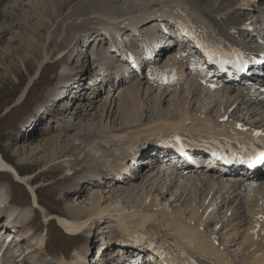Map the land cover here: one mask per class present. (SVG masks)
<instances>
[{"label": "bare ground", "instance_id": "obj_1", "mask_svg": "<svg viewBox=\"0 0 264 264\" xmlns=\"http://www.w3.org/2000/svg\"><path fill=\"white\" fill-rule=\"evenodd\" d=\"M15 1L17 2L16 3L17 6L23 5V8L24 6H29L31 9V7L34 6V3L31 1L32 2L31 4L30 0H26V1L15 0ZM59 1L60 4L58 3ZM123 1L113 0L114 2L113 6L117 7L120 4L122 5ZM258 1H259L258 5L260 7H257V5L255 4L253 5L248 4V2L247 4L246 3L241 4L240 0H134L135 3L133 4L135 5L132 9H129V7L126 6L124 11L120 10V12L123 13L127 12V13H124L123 15L120 16L118 15V13H112L111 21L110 18L109 20L108 18L105 19L108 20L107 22H109V24L102 23L100 24V27L102 28L107 27L108 28L107 33L111 34V32L112 33L115 32L114 29L112 30L113 27H121V26L130 27L135 25L136 27H140V29L137 30V32L141 33L146 30L145 26L149 24L148 22L151 20L152 17V15L150 16L149 14H147L148 10L150 11L149 12L150 14H155L158 8L161 7V9L163 8L162 11L169 10L166 11V13H169L175 11L176 10L175 7L179 6L182 7L181 9H184V11L188 15L193 16L191 18H193L192 20L195 23L203 21L204 24H209V28H214L222 36L240 37L243 32L242 27L245 24H248L250 20H252L250 14L251 15L253 14L252 16L253 18L254 17L258 18V22L257 23L254 22V23L256 24L260 23L261 28L262 27L264 28V19H261V17L257 15L259 13L264 14V0H258ZM6 2H8V0H0V19L2 18L6 19L9 17L12 18V16H16L18 12L16 9H14L13 6L11 8L9 7L6 10V12L3 13V8H1V5ZM58 2L56 0H47L45 2V6L43 7V10L40 8L42 7V5L38 4L37 26L36 29H33V33H32L34 38H47L48 35L51 33L52 29L55 28L54 25L56 24V22L59 21L62 12L66 10V4H64L63 0H58ZM172 3H174L173 5H175V7L172 6L171 8H167ZM98 4H99L98 0H91L85 5L83 4L84 6H82L80 10H82V12H86V11L89 12L91 11L90 8H96L98 7ZM156 6H158V8H156ZM178 23L180 24L179 21ZM1 27L2 26L0 25V28ZM232 28L236 30V32L234 31L236 34L231 31ZM70 29L72 30L73 28ZM94 29L97 30V28L92 29V27L86 30H82L80 36L87 32H92ZM6 31H8L7 28L3 29L2 27L1 32H6ZM127 38H128V34L126 35V39ZM34 44L35 43H32L29 40L28 42L29 47L28 50H26L27 52H25L26 54L24 53V56L23 54L19 56V59L21 60V64L23 65L25 72H27L28 75H30L29 87L35 83V80L39 78V76L41 77L43 72L41 68L42 66L41 64H43L44 61L46 63H48L47 61H50V63H53V65H59L60 63H62V61H64L63 65H68V66L65 68L66 70L64 69V71L61 73V78L59 79L58 84L56 85L57 89L53 90L52 93L46 95L41 101H39L40 103H38V107L34 109L33 114L39 113L41 111L40 109H42L44 105L48 104L53 99L60 100L62 105L66 108V109L64 108L65 109L64 117L66 116V118H68L70 116L72 119L67 120L66 118H64L63 124L60 127V129L53 130L52 128L49 134H53L54 131H57V133L60 134L72 130H73L72 133L74 131L76 132L78 130L76 120L78 121V119H82L87 115H90L91 114L90 112H95L96 114H98L97 111L99 108L97 107V105H95V102H97L98 98H101V96L103 95H101V93H99L98 96L92 94L97 89L94 88V90L92 91L93 87L90 85V83L96 84V80H97L96 78L99 77V75L97 74L100 73V70L97 69L96 70L97 72H93L94 70L91 68L93 63L90 61L88 55H86L87 49L83 47L84 42L82 43V41L76 43L77 45L73 44L71 48H70L71 45L67 47L66 46L63 47L64 44L62 43L59 44L58 48L53 50L54 53L53 56H52L53 53H50L49 51L50 48H52V43L47 45V48H45L46 40L45 42H42L40 46L37 45L35 47L36 44L35 45ZM75 49L77 54L73 53ZM54 57L56 59L52 61L51 59ZM31 60L36 61L39 66L37 71H35L33 74L30 73V69L32 68L30 64ZM108 60L109 59H107L106 57L105 60H103V63L106 65ZM108 69L109 67H107L106 70L108 71ZM9 70L13 72L12 74H14L13 77L15 79H20V74L18 75L16 72L12 70V68H9ZM83 71L85 72L87 71V73L92 72L97 74H94V77L89 74L87 77H85ZM190 85H192L193 88L187 89L188 93L185 96L186 105L195 96L200 95L198 92L195 91L196 90L195 88H197L196 81L191 79ZM98 87L99 86H97V88ZM120 88L122 89L121 92L123 98L132 109L131 111H133L132 112L133 114L131 115L127 114V120H128L127 123H125L126 122L125 121L122 126L115 125L116 127L106 131L107 132L106 134H109L110 132L111 133L110 135H103V137H101L100 140L98 139L95 140L94 138L90 143L91 146L94 145V142L99 141L95 143L96 146H93L90 149V153L94 156L100 155V157H102L103 160L105 159L108 160L110 159V157L109 155H106L104 158V155L100 154L101 150H106L107 153L110 155H113L114 153L117 154L121 153L128 155V153H130V148L137 145L138 142L147 141V139L148 138L150 139L151 136L156 135L157 137V135L162 134L164 130H173V131H208L209 130L218 133L215 127L224 125L219 128V130L223 131L226 128H230L233 124L243 125V128L247 127L246 129H248L251 132H253L254 130H262V129H257L255 125L254 127L253 125L252 126L246 125L245 122H243V120H241L238 117H236L234 120L232 119V114H236V113L246 114L251 112L252 110L253 113L256 112L254 109L255 107L252 108L253 106L249 105L250 98L248 99L247 96H245L244 93H242L243 87L239 88L238 90L232 88L225 90L224 95L220 98V100L218 102H215L216 104L215 107L217 106L215 113H213V110L210 109V106L204 105L199 107L198 111L194 115L191 114L188 108L186 107L187 109L182 108L184 110L181 109L182 112L180 111L181 112L180 115L176 117L175 116L149 117L148 115L147 117H145L144 115L146 114H144L142 115L145 117L144 119L139 118L140 117L139 113L140 110L142 109L143 111H145V106L148 105L147 101L152 95V88L150 86L143 85V83L139 81H134V82L132 81L127 83L120 82L119 86L116 87V89L113 88L112 91L110 92V94L112 93L111 96H113V92H115ZM177 91L178 90L176 89L175 92L177 93ZM204 91H206V89H204ZM155 92H157V97L160 95V93H165V91H155ZM66 93L68 94L67 96L64 95ZM74 94L78 96H84L83 98L79 97L80 99H76L77 100L76 108L70 106L71 102L69 100V98ZM86 96L88 98H86ZM111 96L107 95L105 100L111 99L112 98ZM146 97L148 99H146ZM157 99L161 100L160 96ZM84 101H86L85 104H83ZM144 101L147 103L143 107ZM55 106H57L56 103H54L51 106V108H44L43 112L54 110L56 108ZM112 106H113V101H111V103L108 104L107 106L103 107L101 111L107 112V116H106L107 121H109L110 119L112 123L114 122L117 123V120H119V118H122V115L119 114L116 115L117 113L114 111ZM86 110L88 111L87 114H85V112H87ZM102 115L104 114L102 113ZM44 117L45 115H43L40 118L37 115H35L32 118H28L29 120L27 121L26 127L29 125V123L30 124L32 123L30 129H33L35 134H37L40 131V125H43L45 123ZM102 117L103 116H101L100 118ZM178 118L181 119L177 121L176 119ZM223 118L227 119L226 123H222L220 125L219 123ZM73 119L74 122L71 121ZM156 119H160L161 121L157 122ZM256 119H258V117ZM56 120H58L57 122H60V118L59 119L56 118ZM189 120L190 123H187V121ZM70 122L73 123V125H68V123ZM151 122L153 123L150 124ZM126 124L129 125V127L124 128ZM106 127H108V125H104L102 121V123L99 124L98 129L102 131ZM131 129H134V132L129 131ZM29 133L30 132L27 133L26 130L24 135H22L23 138H27L26 136ZM81 137H74V140L78 142L81 139ZM45 143H51L50 147H52L53 149V154H55V151H58L56 150V148L61 149L63 147L64 149V143L62 142L60 135H58L57 137L54 136L49 137V139ZM104 145H106L108 148L105 149ZM101 147L103 148L101 149ZM71 150L73 151V149L71 148L68 149L65 148L63 150L64 153H59V155L63 154L61 156L62 157L61 161L66 163L67 165V167L64 168L63 170L64 172H67L68 175L77 173L79 178L81 177L83 171L87 166L86 165L83 166V164H81L79 167L80 171L75 172L74 168H72V166H69L68 164V159L70 158ZM56 154L58 155V153ZM55 159H61V158L57 156V158ZM107 160H105V162ZM49 162L50 159L48 160V163ZM24 166L25 165H23V167L21 165H17V164L15 165L14 162H12L11 160L7 159V157H5V153L3 152L2 148H0V173L1 172L12 173L14 177V181L19 180L36 197L39 198V194L37 192L35 184H33V182L29 180V175L33 173H24V169H23ZM140 166L141 163L139 164V166H137V168L141 169ZM142 168H143L142 169L143 172H145L147 169L145 168V166H143ZM209 174H208L209 177L207 175L204 178H197L193 182L194 183L193 185H190L188 187L181 186L180 188L184 189L183 193L179 191V188H177L173 193L170 192L172 193V195L169 199L168 197H166L165 200L162 199V201L158 199L159 202H163L162 205L164 206H162V209H158L155 207L156 205H158L157 199H156V203L152 204V207L148 206L150 204L149 199L152 198L150 192H147L141 198L137 196L138 197L137 202L130 206L129 205L127 206V204H125V200L131 203V201H133L132 196L133 194H135L134 192H137L143 186L141 183H137L136 181H141V180L146 181L148 179V177H146L147 179L143 177V174L141 173L136 178L131 179L129 183L123 182L119 184L121 185L120 187L122 186L126 187L125 185L130 184L131 185V187L129 186L130 188L127 187L126 190L119 189V190L109 191L108 193H110L109 194L110 196L108 197V200L106 199L103 192L100 194V197H98L96 202H92L88 205L85 204L78 207H74L71 211H69L71 213L70 214L71 217L66 215H60L59 213L56 214L53 212L51 213L45 206H41L40 209L45 219L56 217L59 223H61L64 226V228L72 234L78 233L80 231H84V234H87L85 229L91 227L94 228L95 230L106 229V231H103L104 233H106V232H111V229L113 227H116L118 229V232L110 236L109 238L110 241H113L112 239L117 240L119 238L125 239L130 236L135 237L138 234V232L147 231V223L150 222L152 224L150 226L151 229L155 230L158 235H161L162 233L164 239H167L168 236L174 239L175 244L179 248L178 255L182 253L180 256L181 264H259L262 260H264V242H262L264 236L260 235L258 242L250 248L249 253L245 256V260L238 262L230 253L226 251L224 247L216 245L217 240H219L217 236L220 235L221 225L220 224L214 225L210 221L214 219H216L217 221L219 220L218 222H221L223 225L222 227L225 228L224 235H228V237H230L229 235L231 233L229 234L228 232L231 230H235L236 226L241 220V222H244L248 226L247 231L249 232L252 229L253 235H255L256 226L259 224L257 219L258 213L261 212V210L264 208V173L257 182L258 184L255 188L248 187L249 190L248 192L249 193L252 192L250 193L252 195L251 196L249 195L247 197L248 199L246 200L245 198H243L244 196L242 197L243 194H241L244 190L242 184L246 180H249V178L243 179L241 176H237L236 178H234V180H232L234 184H230V183H225L224 180H222L221 182L217 180L219 175L218 172H210ZM166 175H167L166 172H159V173L157 171L155 172V176L157 179L155 180V183L156 184L158 183V188L155 190L156 192L154 191V193H157L156 195L158 194L160 195L162 190L166 187L165 182L162 181V178H164V176ZM91 177H93V175H91ZM254 177H258V176L254 175ZM169 180L172 181L170 175H169ZM95 182L96 181H94L93 185H91L92 183H90L89 186H91L92 188L97 187L101 189L115 187V185L113 184L96 185ZM152 190L153 188L151 189V191ZM85 192H86L85 187H83L81 189V196L84 195ZM177 192H179V195L185 198L183 202L178 201L180 204L177 202L178 203L177 206L179 207L181 206L182 208L180 210L182 211L185 210L182 213L177 211H172V208H170L171 210L168 208L170 203H172L173 201H177V197H178L176 195ZM205 192L207 193L205 194V196H203V204H200L201 203L200 200L202 198L200 195ZM260 192L263 193L260 194ZM112 194L113 195L115 194V196H113ZM81 196L79 195V198ZM36 197H34L35 200ZM115 197L116 199H113ZM10 199L11 200L13 199L12 190H10L7 182H4L3 184L1 183L0 207L3 206L6 212L7 218H4L6 222V226L10 225L16 231L20 232L18 230L19 228L17 227H19L22 224L23 225L26 224L32 218L34 214V210L32 206L20 208L18 205L9 204ZM172 206H174L173 203ZM174 208L177 207L174 206ZM216 209H218L217 212ZM230 211L232 212L233 217H231L228 214ZM249 213L251 214V216L248 215ZM106 223H110L111 228L109 230H107V227H105ZM28 225H26V227ZM108 228H109V224H108ZM36 230L39 229L37 228ZM34 231L35 228L33 229L30 226L27 227L26 231L21 234L23 237L22 240H20L21 239L20 236L16 237L15 234L14 239L20 240V242L14 244L13 247H10L11 244L9 243L8 240H3L7 251L6 254L10 253L12 259L20 256L21 255L20 246L22 243H24V238H30L32 236L33 238H30L29 241L32 242L36 247L43 248L45 244V239L47 238L48 234L46 233L38 234L35 237L34 236L35 234H33ZM156 232H153V234L156 235ZM235 233L236 232H232V235L233 234L234 235L231 237L234 238L236 236ZM260 233L261 232H259V234ZM5 234L7 235L6 237L8 239L10 237L13 238L12 230L7 228ZM252 238L253 237L250 234L245 235L243 238V242L247 243L248 241H252ZM3 242L0 238V245ZM28 246L27 249L32 248ZM30 246H32V244ZM86 249H89L88 240L82 243L81 248L75 250L74 257L71 260L66 261L64 257H61L58 261H56L53 264H75L76 258L80 257L81 255L80 253H82V251L84 252ZM238 249L239 247L235 248L234 250L237 251ZM202 250L206 251L210 256L214 257L216 261L209 260L205 257L197 255L198 253L206 254ZM33 251L30 249L28 254ZM149 252L152 253V251ZM194 252L197 253L195 254ZM63 254L66 253L63 252ZM162 261L170 262L171 259L161 258L159 261H157L156 264L159 263L161 264Z\"/></svg>", "mask_w": 264, "mask_h": 264}, {"label": "rangeland", "instance_id": "obj_2", "mask_svg": "<svg viewBox=\"0 0 264 264\" xmlns=\"http://www.w3.org/2000/svg\"><path fill=\"white\" fill-rule=\"evenodd\" d=\"M31 1L34 3V6L31 7V9L29 6H24V8L23 5H21L22 7L17 6L16 4L17 2L15 0H8V2L3 3L1 5V8H3V13H5L9 7L11 8L14 6V9L18 11L17 12L18 15L16 14V16H12V18L9 17L6 19L3 18L0 19V25L3 27V29L7 28L8 30L6 32H1L2 27L0 28V148H2L3 152L5 153V157H7V159L11 160L12 162H14L15 165L16 164L21 165L22 167L23 165H25L23 168L24 173H33L29 175V180L32 181L33 184H35L37 192L39 194L40 203L43 206H45L51 213L53 212L55 214L59 213L60 215L70 216L71 213L69 211H71L74 207H78L85 204L88 205L92 202H96L98 197H100L101 193L104 192V195L108 200V197L110 196L109 195L110 193H108L109 191H114L119 189L126 190V188L127 187L130 188L131 185L127 184L125 185L126 187L123 186L120 187L121 185H115V187H109L106 189H101L97 187L86 188L85 194L81 196V191H77L74 184V181H76V178H78V174L73 173L68 175L67 172H64L63 169L66 168L67 165L66 163L61 161L62 160L61 156L63 154L59 155V153H64L63 150L65 148L73 149V151L71 150L70 158L68 159V164L69 166H72V168H74L75 172L80 171L79 167L81 164H83V166L84 165L87 166L85 168L86 170L87 169L95 170L102 165L111 164L113 159L111 158V155L107 153V151L105 150L100 151V154H103L104 156L106 155L110 156V159L108 160L105 159L107 160L106 162L105 160L102 159V157H100V155L94 156L90 153V149L93 146H96L95 143L99 141L94 142V145L91 146L90 143L94 138L95 140L97 139L100 140V138L103 137V135L111 134L110 132L109 134H106L107 133L106 131L116 126H122L125 121H126L125 123H127L128 122L127 114L131 115L133 114L132 113L133 111H131L132 109L123 98L121 92L122 89L120 88L115 92H113V96H111L112 93L107 94L103 92L101 94L103 96H101V98H98L97 102H95V105H97V107L99 108L97 111L98 114H96L95 112H90L91 113L90 115H87L82 119H78V121L76 120L78 126V130L76 132L74 131L72 133L73 131L72 130L67 132L64 131L66 133L60 134L57 133V131H54L53 134H49L48 132L49 125H46V120H48V116H45L44 117L45 123L43 125H40V131L37 134H35L34 130L30 129L32 123L31 124L29 123V125L26 127L27 121L29 120L28 118H32L35 115H37L40 118L43 115H45V113L43 112L44 110L40 111L37 114H33L34 109L38 107V103H40L39 101H41L46 95L52 93L53 90L57 89L56 85L58 84V81L61 78V73L68 65H63L64 61H62V63H60L59 65H53V63H50V61H47L48 63L44 61L43 64H41L42 65L41 68L43 70L41 77L39 76V78L35 80V83L29 87L30 75H28V73L25 72V69L21 64V60L19 59V56H21L22 54L24 56V53L27 52L26 50H28L29 47L28 46L29 40L32 43L36 44V45L34 44L35 47L37 45L40 46V44L42 42H45V40H46L45 48H47V45L52 43V48H50L49 50L50 53H53V50L58 48V45L61 43L64 44L63 47L65 46L67 47L71 45L70 46L71 48L73 44L79 42L80 33L82 30H86L91 27L93 29L102 23L109 24V22L107 21L109 20V18L111 21L112 13H118L119 16L123 15L124 13L127 12L123 13L120 12V10L124 11L126 6L129 7V9H132L135 5L133 3L135 2L134 0H124V1L121 0L123 1V4L114 7L113 0H98L99 1L98 7L90 8L91 11L89 12L87 11L82 12L80 8L84 6L86 3L90 2L91 0H63L64 4H66V10L62 12L61 15L62 18L60 17L59 19L61 23L59 21H58L59 24L58 22H56V24L54 25L55 28L53 27L54 29H52L51 33L48 35L47 38H34L32 33H33V29H36L37 26V19H38L37 6L38 4L42 5V7L40 8L43 10V7L45 6V2L47 0H30V2ZM56 1L58 2V0ZM240 1L241 4L244 3L247 4L248 2V4L251 5L255 4L257 5V7H260L257 3L254 2V0L252 1L240 0ZM58 3L60 4V1ZM118 11L120 12V14ZM21 15L22 16L27 15V16L22 17ZM257 15H259L261 19H264V14L262 15L259 13ZM250 16L254 22L256 23L258 22L257 17L253 18L252 17L253 14L252 15L250 14ZM106 18H108V20H105ZM256 23H254L255 27H256ZM259 24L260 23H258L257 25ZM70 28L73 29L71 30ZM73 53L77 54L76 49L74 50ZM53 55L54 53L52 54V56ZM55 59L56 58L54 57L51 60L53 61ZM30 62L32 67L30 69V73L33 74L35 71H37L39 66L36 61L31 60ZM9 68H12V70L16 72L18 75L20 74V79H15L13 77L14 74H12L13 72L10 71ZM83 72H84L83 73L84 76L86 77V72L85 71ZM187 89L188 88L177 89L178 90L177 93L175 92L176 89L168 93H160L159 96L161 100L157 99L159 96L157 97V92H155L154 89H152L151 97L149 99L146 97V99H148L147 101L148 105H146L147 102H145L146 101L145 100L143 103V107L146 105L145 111H143V109L140 110L139 118L144 119L145 117H147V115L149 117H156V116L176 117L179 116L182 110H184L186 107L188 108L189 112L194 115L198 111V108L204 105L210 106V109L213 110V113H215L217 109V106L215 107L216 105L215 102H218L220 98L224 95V91L217 92L212 95H198L195 96L186 105L185 96L188 93ZM64 95L67 96L68 94L66 93ZM107 95L111 96L112 98L105 100ZM74 96H76V94L71 96L69 100L71 102V106L76 108L77 104H74L75 102ZM53 101L55 102V99L50 101L47 104V107L50 108L53 104ZM111 101H113L112 107L114 111L117 113L116 115L118 114L122 115V118H119V120H117V123L115 122L112 123L110 119L109 121H107L106 118L107 112L101 111L103 107L110 104ZM55 103L57 105L55 106L56 107L55 109H63V105L61 104L60 100ZM85 103L86 102H84L83 104ZM59 106L60 108H58ZM101 112L104 115H102ZM61 113L64 117L65 111H62ZM87 113L88 111L85 112V114ZM142 115H144L145 117ZM99 116L100 117L103 116V117L100 118ZM236 117L243 120V122H245V124L248 126L253 125L254 127L255 125L257 129L264 130V127H261L264 126V116L256 112L255 113L249 112L246 114L244 113L232 114L233 120ZM257 117L258 119H256ZM64 118H66V116ZM66 119L70 120L72 118L69 116ZM180 119L181 118H178L176 120L178 121ZM156 120L157 122L161 121L160 119H156ZM71 121L74 122V119ZM102 121L103 124L108 125V127L100 131L98 127L99 124L102 123ZM152 123L153 122H151L150 124ZM53 125L55 130H57L60 129L62 123L61 124L53 123ZM70 125H73V123L70 122ZM127 127H129V125L126 124L124 128ZM246 128L247 127L243 129ZM26 130L27 133L28 132L30 133L26 136L27 138H23L22 135H24ZM129 131L134 132V129H131ZM58 135H60V138L64 143V149L63 147L61 149L56 148V150L58 151H55V154H53V149L52 147H50L51 143H45V142L49 139V137H53V136L57 137ZM74 137H81V139L77 142L74 140ZM56 153H58V155ZM56 155L59 156V158L61 159H55L57 158ZM49 159L50 162L48 163ZM143 164L147 167L146 171L143 173V177L145 178L148 177V179L146 178L147 179L146 181H142V180L136 181L137 183H141L143 186L140 190L134 192L135 194H133L132 196L133 201H131V203L125 200V204H127V206L136 203L138 197L141 198L147 192H150L152 198L149 199L150 204L148 206L152 207V204L156 203V199H157L158 205H156L155 207L158 209H162V206L164 205H162L163 202H159V200L160 201H162V199L165 200L166 197H168L169 199L172 193L177 188H179V191L183 193L184 189L180 187L181 186L188 187L190 185H193L194 184L193 182L197 179L196 177L193 176L192 177L183 176L181 178L180 177L175 178V180L170 181L169 175H166L164 176V178H162V181L165 182L166 187L162 190L160 195L159 194L156 195L157 193H154V191L158 188V183L157 184L155 183V180H157L155 176L156 168L154 167V165L147 163L145 160L143 161ZM62 165H64L65 167ZM4 182H7L10 190H12L14 196L13 198L16 203L22 206L29 205L31 199L27 187L25 185L15 182L14 179L11 178V175L9 173L1 172L0 184L1 183L3 184ZM152 188L153 190L151 191ZM206 193L207 192L200 195L202 197L200 200L201 202L200 204H203V196H205ZM262 193L263 192H260V194ZM79 195L81 196L80 198ZM176 195L178 196L177 201H173L172 203L174 204V206H176L179 209L174 208V206H172V203L169 204L168 208L169 209L172 208V211H177L182 213L185 210L183 211L180 210L182 209L181 206L179 207L177 205L179 202H183L185 198L179 195V192H177ZM113 196H115V194ZM113 199H116V197ZM33 217L34 218L32 222L27 227L30 226L33 229L34 228L44 229V232L48 233L47 247L46 249L35 248L33 247V243L30 242L27 238L25 239L24 243H22L20 246L21 249L20 256L12 259L10 258L11 255H9V259L12 264H53L62 257V252H65L70 255L72 249L81 247L83 237L87 238L86 235H84L83 237L80 235L73 237L66 234L59 226L56 220L51 218L50 221L48 222L47 221L48 219L43 218L42 211L35 210V214L33 215ZM214 221L217 220L214 219ZM239 223H242L241 220ZM108 224H109V228H108ZM27 227L21 228V231L19 233L20 236H22L21 234L26 231ZM105 227H107V230H109L111 228L110 223H106ZM242 231L243 229L239 228V233H241ZM109 233H105V235L107 237L111 236L112 232ZM34 236L36 237V235ZM31 244L32 246H30ZM27 246L32 247L30 249L34 251L28 254L30 249H27Z\"/></svg>", "mask_w": 264, "mask_h": 264}, {"label": "snow or ice", "instance_id": "obj_3", "mask_svg": "<svg viewBox=\"0 0 264 264\" xmlns=\"http://www.w3.org/2000/svg\"><path fill=\"white\" fill-rule=\"evenodd\" d=\"M200 46L203 47V45H200ZM207 55H208L209 60H213L214 57L218 56L219 59L215 60L214 62H218L221 65V67H223L225 64L236 63L237 67L241 71L245 70L244 69L245 61L243 60L242 53H239L236 51H233L231 53H224L222 52V50H219V49H211V50H208ZM233 57L235 59H233ZM164 82H167V77H164ZM213 87H215V85H213ZM237 127L243 128V125H237ZM253 135L257 137L264 136V130H257L253 133ZM176 139L179 140L180 137L177 136ZM257 145L264 146V140L257 141L256 145H253L251 148H249L246 145H242L241 151L233 152L230 157L220 155L216 152H214L213 155H219L220 159H226L227 162L238 160L242 163L264 164V148L258 147ZM181 147L183 146L181 145ZM259 219L264 220V216H260ZM258 229H259V225H257V230Z\"/></svg>", "mask_w": 264, "mask_h": 264}]
</instances>
